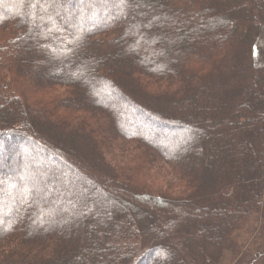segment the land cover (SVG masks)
<instances>
[{"label": "trees", "instance_id": "1", "mask_svg": "<svg viewBox=\"0 0 264 264\" xmlns=\"http://www.w3.org/2000/svg\"><path fill=\"white\" fill-rule=\"evenodd\" d=\"M76 1L0 0V264H226L264 233V0Z\"/></svg>", "mask_w": 264, "mask_h": 264}, {"label": "rangeland", "instance_id": "2", "mask_svg": "<svg viewBox=\"0 0 264 264\" xmlns=\"http://www.w3.org/2000/svg\"><path fill=\"white\" fill-rule=\"evenodd\" d=\"M82 6L83 5H81V2L78 0L74 3L75 10L78 8H81ZM256 99H257V101L260 102V104L257 107L258 108H264L263 107L264 103H263V99L261 98L260 91L256 92ZM141 118L144 119V116H142L141 113H135L134 112V125L136 127L142 126L140 123L137 122V120L141 119ZM152 122L154 123V121H152ZM153 123H151V124H153ZM156 125L159 126V128H161L160 123H159V125L158 124H156ZM145 127L146 126H144V128ZM151 133H156V134L162 135L166 138H168V136H169L168 134L161 131V129L151 131ZM181 134H183L185 136L186 142H180V144H182V146L184 145V146L190 147L191 146L190 141H192V137L190 134H188L186 132L179 130L175 134H172L171 139L175 138L176 140H178V139H180ZM260 139H262V138H260ZM22 142H24V141H22ZM18 143H19V141L17 143L13 142V144H10V149L13 152L14 159H16V155H17V152L19 150ZM254 146L257 147L256 144H254L253 147ZM253 147H252V152H250V154H248V155L246 154L247 156L245 155L246 160H250V159H253L255 157L256 152H255V149ZM239 152L241 153V150L238 151V153ZM120 157H118V158H120ZM129 158L132 159V156L128 155L127 161H126V159L124 161L128 162ZM9 168H10L9 162L4 163V162L0 161V171H3L4 169L7 170ZM257 227H258L257 224H254L253 221L249 220V222H247L246 224L244 223V225H242V228L239 231H237V232L235 231L236 234L233 235L232 240L230 238V240H231V244L229 245L230 251H229V254L225 258L226 264H240L239 262L243 261V259H244V262H249L253 258L252 254L254 253V251L260 252V250L263 253H258L261 255V257H260V260L257 261V263H255V264H264V243H263L264 233L262 232V230H256ZM255 230H256V232H255ZM209 232L212 233V235H214V234H216V229L215 230L209 229ZM254 232H255V234H252ZM256 237H258V241H256V240L254 241V239ZM250 248L252 249L251 251H250ZM155 257H156V255H153L154 259H155ZM143 264H146V263H143Z\"/></svg>", "mask_w": 264, "mask_h": 264}, {"label": "snow or ice", "instance_id": "3", "mask_svg": "<svg viewBox=\"0 0 264 264\" xmlns=\"http://www.w3.org/2000/svg\"><path fill=\"white\" fill-rule=\"evenodd\" d=\"M42 2H47V0H42ZM52 2H54V0H52Z\"/></svg>", "mask_w": 264, "mask_h": 264}]
</instances>
